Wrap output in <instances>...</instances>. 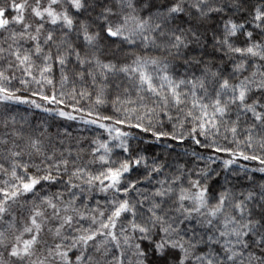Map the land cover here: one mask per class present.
Listing matches in <instances>:
<instances>
[{
  "label": "snow or ice",
  "instance_id": "snow-or-ice-1",
  "mask_svg": "<svg viewBox=\"0 0 264 264\" xmlns=\"http://www.w3.org/2000/svg\"><path fill=\"white\" fill-rule=\"evenodd\" d=\"M0 264H264V0H0Z\"/></svg>",
  "mask_w": 264,
  "mask_h": 264
}]
</instances>
